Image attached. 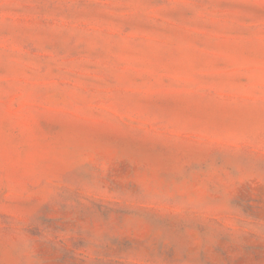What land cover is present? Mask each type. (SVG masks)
Segmentation results:
<instances>
[{
  "label": "rangeland",
  "instance_id": "rangeland-1",
  "mask_svg": "<svg viewBox=\"0 0 264 264\" xmlns=\"http://www.w3.org/2000/svg\"><path fill=\"white\" fill-rule=\"evenodd\" d=\"M0 264H264V0H0Z\"/></svg>",
  "mask_w": 264,
  "mask_h": 264
}]
</instances>
